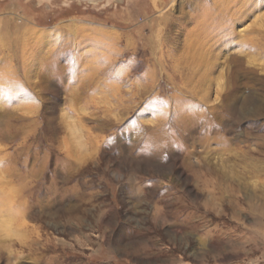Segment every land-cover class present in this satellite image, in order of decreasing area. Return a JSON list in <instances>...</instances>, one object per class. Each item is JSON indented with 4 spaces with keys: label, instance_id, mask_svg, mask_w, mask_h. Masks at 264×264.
<instances>
[{
    "label": "rangeland",
    "instance_id": "obj_1",
    "mask_svg": "<svg viewBox=\"0 0 264 264\" xmlns=\"http://www.w3.org/2000/svg\"><path fill=\"white\" fill-rule=\"evenodd\" d=\"M0 264H264V0H0Z\"/></svg>",
    "mask_w": 264,
    "mask_h": 264
},
{
    "label": "bare ground",
    "instance_id": "obj_2",
    "mask_svg": "<svg viewBox=\"0 0 264 264\" xmlns=\"http://www.w3.org/2000/svg\"><path fill=\"white\" fill-rule=\"evenodd\" d=\"M162 136L163 135H160V133H157V134H155V135L152 136V138H151L150 141L154 144V146L162 145L163 144V141L162 140H164Z\"/></svg>",
    "mask_w": 264,
    "mask_h": 264
}]
</instances>
